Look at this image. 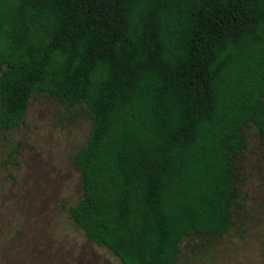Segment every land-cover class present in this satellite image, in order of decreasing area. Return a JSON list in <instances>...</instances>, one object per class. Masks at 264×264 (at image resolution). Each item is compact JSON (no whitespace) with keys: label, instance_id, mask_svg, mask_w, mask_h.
<instances>
[{"label":"trees","instance_id":"1","mask_svg":"<svg viewBox=\"0 0 264 264\" xmlns=\"http://www.w3.org/2000/svg\"><path fill=\"white\" fill-rule=\"evenodd\" d=\"M40 94L91 119L76 225L121 264H178L230 231L245 128L264 137V0H0V132Z\"/></svg>","mask_w":264,"mask_h":264},{"label":"rangeland","instance_id":"2","mask_svg":"<svg viewBox=\"0 0 264 264\" xmlns=\"http://www.w3.org/2000/svg\"><path fill=\"white\" fill-rule=\"evenodd\" d=\"M90 129L84 105L40 94L20 128L0 132V264H121L65 207L83 193L71 156ZM245 137L234 224L224 235L183 238L178 264H264V137L253 126ZM11 153L16 155L8 162Z\"/></svg>","mask_w":264,"mask_h":264}]
</instances>
